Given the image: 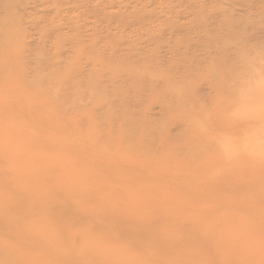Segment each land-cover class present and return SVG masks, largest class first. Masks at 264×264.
Wrapping results in <instances>:
<instances>
[{
    "label": "bare ground",
    "instance_id": "1",
    "mask_svg": "<svg viewBox=\"0 0 264 264\" xmlns=\"http://www.w3.org/2000/svg\"><path fill=\"white\" fill-rule=\"evenodd\" d=\"M0 264H264V0H0Z\"/></svg>",
    "mask_w": 264,
    "mask_h": 264
}]
</instances>
